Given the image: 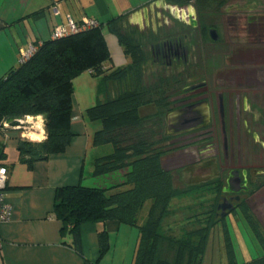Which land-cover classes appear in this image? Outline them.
Returning a JSON list of instances; mask_svg holds the SVG:
<instances>
[{"label": "trees", "instance_id": "trees-1", "mask_svg": "<svg viewBox=\"0 0 264 264\" xmlns=\"http://www.w3.org/2000/svg\"><path fill=\"white\" fill-rule=\"evenodd\" d=\"M165 1L179 6L191 3V0ZM197 1L205 3L206 0ZM121 20L122 17L113 18L107 24L100 22L98 27L57 39L51 37L35 44L37 50L30 58L20 60L18 67L11 68L0 78V130L14 129L19 120L40 115L44 118L46 139L32 141L20 137L17 149L21 162L32 168L36 162L65 152L74 136V79L86 71L100 78L98 102L88 108L85 115L101 125L94 134V145L109 146L110 149L94 160L93 179L96 181L89 186H62L57 189L54 212L62 223L63 235H71L69 245L82 255L83 224L117 221L138 230L132 264H202L211 228L231 213L225 217L216 216L221 194L216 186L218 194L212 210L196 213L184 224L194 227L183 226L180 236L169 228L167 221L174 214L173 200L188 196L189 191L177 188L173 172L164 169V152L155 147L154 136L140 132L141 125L152 118L141 113L142 107L152 102L144 95L147 88L143 86L141 62L145 61L146 53L143 45L135 42L134 31L125 30ZM104 26L118 37L124 53L132 58L129 67L118 70L105 67L112 58ZM132 71L136 74L135 88H120L111 96V85L129 78ZM160 98L158 104H161ZM5 159L4 146L0 144V166ZM196 187L193 185L190 189ZM148 201L151 204L146 219L140 224L139 213ZM239 209L264 251L262 224L248 206L243 205ZM98 240L102 258L111 248L106 229L99 231ZM229 259L230 264H240L231 248ZM85 264L93 263L85 259ZM244 264H264V254Z\"/></svg>", "mask_w": 264, "mask_h": 264}, {"label": "crops", "instance_id": "crops-1", "mask_svg": "<svg viewBox=\"0 0 264 264\" xmlns=\"http://www.w3.org/2000/svg\"><path fill=\"white\" fill-rule=\"evenodd\" d=\"M162 2L174 5L165 0H0V78L11 68L19 66L22 50L51 39L54 27L66 22L69 16L76 22L95 18L104 24L110 19L122 17L120 23L124 29L137 32L142 15L154 4ZM57 10L59 14H56ZM36 13L38 15L34 16ZM105 39L109 49L116 41L120 44L118 37L115 39L108 35ZM105 67L110 68L106 64ZM111 67L114 68V65ZM82 75L96 79L89 71ZM88 76L80 80L83 85L79 89L80 95L75 86L79 78L74 79V136L65 152L36 162L32 168L21 162L17 149L20 137L32 141L46 139L44 118L40 115L33 117L42 123L41 133L32 138H27L23 130H0V144H3L6 154L1 164L8 170L6 192L12 208L10 220L0 225V264H85V259L93 264L133 263L139 234H135V243L131 245L133 230L130 226L120 225L117 221L83 224V254L79 255L69 245L71 235H63L62 223L54 212L57 189L83 185L87 177L91 182L96 181L93 179L94 160L110 149L109 146L97 147L93 143L94 134L101 125L90 120L85 112L98 102L100 78L96 81L88 79ZM110 89L111 96L115 95L113 84ZM29 123L30 126L33 124ZM102 229L109 233L111 248L101 258L98 233ZM122 232V251L118 254L116 245ZM115 235L113 246L111 237Z\"/></svg>", "mask_w": 264, "mask_h": 264}, {"label": "flooded vegetation", "instance_id": "flooded-vegetation-1", "mask_svg": "<svg viewBox=\"0 0 264 264\" xmlns=\"http://www.w3.org/2000/svg\"><path fill=\"white\" fill-rule=\"evenodd\" d=\"M246 8L243 9L250 11ZM229 9L242 8L234 5ZM227 19L222 24L212 22V18L204 23L196 7L175 10L163 2L154 4L142 15L136 29L146 35L145 40L150 39L147 45L140 42L146 53L142 73L145 76L157 69L153 73L162 91L161 106L167 110L168 135L186 136L198 131L202 145L214 138L219 141L220 131L223 156L231 166L226 178L215 183L221 190L216 216L222 217L223 208L225 213H232L246 205L264 228V210L260 208L264 201L250 194L257 186L262 188V182L256 180L264 176V166H250V153L246 148L250 145L256 150L252 163L257 160V152L264 150V136L253 128H264V54L240 56L241 50L235 52L229 44L264 47V15L247 16L244 28L242 24L230 22L235 17ZM223 24L227 31L225 38L220 32ZM214 29L219 36L217 41L212 37ZM215 44H222L225 52L220 69L212 72L209 63ZM233 126L238 127L236 136L231 129ZM241 127L246 128L244 138ZM195 147L203 155L211 153L207 146L197 144Z\"/></svg>", "mask_w": 264, "mask_h": 264}, {"label": "rangeland", "instance_id": "rangeland-1", "mask_svg": "<svg viewBox=\"0 0 264 264\" xmlns=\"http://www.w3.org/2000/svg\"><path fill=\"white\" fill-rule=\"evenodd\" d=\"M191 3L197 8L199 12V18H201V22L204 23L206 21H210L212 18V22L222 24L227 22V18L229 16L235 17V20H231L230 22L238 25L242 24L240 26H243L242 28H244V26H246L247 20L245 18L247 16L249 18V15L252 16L253 14H255V17L264 15V0H206L205 3H199L197 0H191ZM234 5H237L242 9L230 11L231 9H229V7ZM249 6L251 7L246 8ZM243 8L250 9V11L244 10ZM103 31L105 36L111 35L117 39V36L108 30V28L103 27ZM220 32L223 38H225L227 31L224 24L220 26ZM132 34L134 35L135 42H141L146 45L150 43V39L147 38V40H145V34L143 35L138 31L132 32ZM229 44L231 45L230 49L234 50L235 52L238 51V49L241 50L239 53L240 56L243 54L255 55L259 52L264 54V47L252 46L251 44L246 43ZM109 47L112 60L106 62L107 67L114 65V70H118L120 68L129 67L132 64V58L124 53V49L118 43V41H116L113 46L110 45ZM211 49L213 50L212 52L214 53V56L209 63L210 70L212 72H216L220 69L219 64H221L224 59L223 54L225 49L222 44H215V46ZM141 66L146 67V61L141 62ZM153 72L156 73L157 69H154ZM153 72H150L148 75L144 76L143 84V86L147 88L144 92L146 100L152 99V102L147 103V105L143 106L141 109L142 115H150L152 118H150L145 123L143 122L144 124L141 125L140 132L152 134L154 136V139L156 140L155 147H157L159 151L162 150L164 152V156L162 158L164 168L168 171H172L175 175L176 187L181 190L186 189L189 191L188 196L183 195L182 197L173 200L172 203L174 214L168 219L169 221H167L169 228H173L174 233L180 236L181 232L183 231V226H186L190 229L194 227V225L190 224L184 225L186 224L188 218L191 219V216L196 213L201 214L202 212L206 213L212 210V204L218 194L216 191L218 189L215 185L217 182L216 180H224L226 178L228 174V166H231V163L229 162L227 164L224 159L222 150L223 144L218 126L217 129L219 131V141L217 138H214L213 141L210 140L209 142H205L202 145L199 141L200 135L198 131L193 135L187 134L186 136H184V134L168 135L167 110H165L161 104L157 103L158 98L161 97L160 95L162 91L159 89L158 82H156L157 80L154 78L155 75ZM82 74L76 77L79 78L75 83L78 95H80L79 89H82L83 87L80 80L88 76ZM130 74L131 76L129 78L122 80L119 84L113 85L115 89L114 91H117L120 88L125 90L129 88L131 89V87L135 88V71L130 72ZM87 78L90 80H99L98 78L94 79L90 76ZM189 82L190 80L187 81V83ZM253 128L254 130L261 131V136H264V128ZM231 129L234 133V136H236L238 127L233 126ZM248 129L249 127L247 130ZM244 131L246 132V128L241 127V134L243 135V138L245 134ZM197 144L199 147L207 146V151H211V153L203 155L200 151L197 152L198 149L195 147ZM246 148L250 153V164H252L250 166H255V164H257V166H264V150L260 149V151L257 152V160L252 163V160L256 154V150H254V148H250V145H248ZM216 151L217 154L215 153ZM248 160L249 159H247V161ZM87 168H89V166H87ZM87 171H89V169H87ZM86 179L87 180L83 183V185L89 186L91 184V179L88 177ZM259 180L262 182V188L259 189L257 186V189H252L250 194H252L256 200L258 198L260 201H264V176L257 177L256 181L259 182ZM202 184L207 186H198ZM193 185L197 187L190 189ZM245 196H249V193ZM150 204L151 202L148 201L144 208L140 211V224L145 221ZM260 206V208L264 210V204H260ZM129 228L133 230L131 237L132 245L135 243L134 236L135 234H138V230L136 227ZM123 237L124 232L118 235L119 241L116 245L118 247V254H120L122 251L120 240ZM115 238L116 235L111 237L113 246L116 242ZM229 245L231 246L229 247ZM229 248H231V251L235 252L236 260L240 264L257 259L264 254L258 237L251 230L241 209L232 212L225 217L224 221L211 228L208 237L207 248L202 259V264H230ZM128 257H130V254Z\"/></svg>", "mask_w": 264, "mask_h": 264}, {"label": "built area", "instance_id": "built-area-1", "mask_svg": "<svg viewBox=\"0 0 264 264\" xmlns=\"http://www.w3.org/2000/svg\"><path fill=\"white\" fill-rule=\"evenodd\" d=\"M56 14H59V11H56ZM100 25L99 20L95 18H85L82 22L77 23L70 16L68 17L66 22L60 23L54 27L52 32V38L57 39L69 34L98 27ZM37 45L31 44L28 48L22 50L21 52V60L25 61L30 58L35 51L37 50ZM34 121H38L35 117L27 116L24 119L19 120V123L16 126H13L16 130H23L26 132L27 138H32L40 132V129L37 128L36 123ZM29 122H33L30 126ZM6 127H9L8 123H4ZM8 179V170L4 165L0 166V225L9 221L12 214L11 204L7 198L6 192V184ZM0 246H1V237H0Z\"/></svg>", "mask_w": 264, "mask_h": 264}, {"label": "water", "instance_id": "water-1", "mask_svg": "<svg viewBox=\"0 0 264 264\" xmlns=\"http://www.w3.org/2000/svg\"><path fill=\"white\" fill-rule=\"evenodd\" d=\"M172 7L175 9V10H179V9H185L187 7L191 8V9H194V5L192 4H189V5H185V6H179V5H172ZM212 37L215 41H217L219 39V36L217 34V30H212ZM225 208H223V212H222V217L226 216L227 213L224 212Z\"/></svg>", "mask_w": 264, "mask_h": 264}, {"label": "bare ground", "instance_id": "bare-ground-1", "mask_svg": "<svg viewBox=\"0 0 264 264\" xmlns=\"http://www.w3.org/2000/svg\"><path fill=\"white\" fill-rule=\"evenodd\" d=\"M36 125H37V128H39L40 131H41V129H42V123L40 121H38V122H36Z\"/></svg>", "mask_w": 264, "mask_h": 264}]
</instances>
